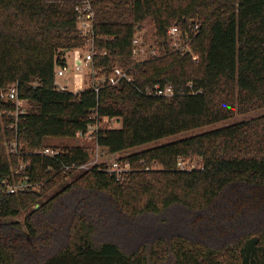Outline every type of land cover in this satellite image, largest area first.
<instances>
[{"label": "trees", "instance_id": "16d2710c", "mask_svg": "<svg viewBox=\"0 0 264 264\" xmlns=\"http://www.w3.org/2000/svg\"><path fill=\"white\" fill-rule=\"evenodd\" d=\"M95 66L129 69L131 82L54 87V68L83 44L77 0H0V92L17 83L26 113L0 98V176L31 162L36 190L0 186V264H264V114L127 154L121 179L97 165L65 175L26 151L74 138L104 117L109 153L264 107V0H88ZM153 26L156 54L134 62L135 33ZM177 26L192 54L171 46ZM131 67V68H130ZM170 82L175 95L140 90ZM191 82L195 94L188 93ZM17 136L20 155L9 154ZM85 162L86 145L59 146ZM195 168L177 169V160ZM148 168V169H146ZM22 215V220L16 219Z\"/></svg>", "mask_w": 264, "mask_h": 264}, {"label": "built area", "instance_id": "2783aa9c", "mask_svg": "<svg viewBox=\"0 0 264 264\" xmlns=\"http://www.w3.org/2000/svg\"><path fill=\"white\" fill-rule=\"evenodd\" d=\"M78 3L75 5V11L77 14V28L79 32L84 36L85 40L83 44L79 47L70 50L72 55V61L69 65L66 57L65 63L63 65H58L54 68V87L57 90L66 91L71 90L73 92L80 91L84 88L85 83H89L94 90H98L102 85H117L122 81L131 82L132 75L129 69H125L120 65H114L109 71L105 72L104 67L95 66V57L97 55H105L106 50H97L94 44L95 31H94V18L95 11L88 0H77ZM168 37L171 41V46L175 49H181L186 52H191L190 47L186 43L188 40L187 36H182V32L177 26H171L167 31ZM133 49L132 55L134 56L138 49L136 48L137 39L134 36L132 41ZM156 54V51L155 53ZM153 54V55H154ZM192 59L197 60V56L192 54ZM131 68V67H130ZM70 70L71 75V86L69 89L67 84L60 83L57 81L58 76H64L65 73ZM192 83L187 84L188 93L195 94L198 91H194L192 88ZM139 91L147 96H162L170 97L175 95V91L170 82L165 84L156 83L152 86L146 87L144 90ZM0 98L4 101H11L13 103V109L5 110L6 113L14 118V121L10 123V127L16 126V122L19 115L26 113V108L23 101L18 96L17 83L10 84L5 90L0 92ZM111 120L104 117L101 121L96 120L95 122L89 123L85 130L79 131L74 138H86L88 140L94 139V146L99 148L96 143V132L102 127H113L104 125V123H109ZM102 123V125H100ZM77 145H88V144H77ZM20 142L17 136L13 137L8 143L9 154L20 155L18 148ZM28 154H37L41 157H45L52 162L46 167L47 172L63 173L68 175L69 173H75L80 170H86L94 165H97L100 169L115 175L117 180L121 179L125 172L132 169L131 164L128 161L114 160L111 159L108 163L104 161H99L97 158L93 160H86L82 163H77L76 161H65L61 155L63 151L59 147H54L47 145L42 148L33 149L32 151H26ZM109 158L111 156H108ZM94 161V162H93ZM93 162V163H92ZM195 168L193 164L189 161L178 158L177 169L181 171H189ZM148 169V168H146ZM10 174L12 183H8L7 179H3L0 176V186L5 187V192L16 193L22 190H36L38 185L33 183L31 180V162L27 161L25 163L18 162L16 165L10 166Z\"/></svg>", "mask_w": 264, "mask_h": 264}, {"label": "rangeland", "instance_id": "374dc122", "mask_svg": "<svg viewBox=\"0 0 264 264\" xmlns=\"http://www.w3.org/2000/svg\"><path fill=\"white\" fill-rule=\"evenodd\" d=\"M135 37L137 39L136 48L138 49L137 53L134 55V62H137L141 59L147 58L150 55H153L155 53L154 49V37H153V26L152 22L150 20H146L145 25L142 29L137 31L135 33ZM64 57H66L69 65L72 61V55L71 52L67 51L64 54ZM57 81L60 83L67 84V87L69 89L72 88L71 86V75L70 70H68L64 76H58ZM264 114V107L259 109L250 110L245 113H235L232 117H229L224 120L217 121L215 123H211L208 125L196 127L187 131L179 132L173 135H169L145 144H141L126 150H123L118 153L111 154L106 149L99 148L94 146V139H86V138H51L47 141L50 145H59V146H70V145H77V144H88L86 145L88 147V153L89 157L88 160H93L94 158H97L99 161H104L105 163H108L111 159L119 160V158L131 154L134 152L142 151L144 149L154 147L163 143H167L170 141L178 140L184 137H188L191 135L199 134L208 130H212L215 128H219L222 126L230 125L235 122L244 121L253 117H257L259 115ZM102 125V123L100 124ZM104 125L113 126V127H119L120 123L116 119H112L109 123H104ZM108 156H111L110 158ZM192 161H189L191 164L196 166L198 163V158L196 156H192ZM94 162V161H93ZM92 162V163H93ZM23 216L19 215L16 217L18 220H22Z\"/></svg>", "mask_w": 264, "mask_h": 264}]
</instances>
